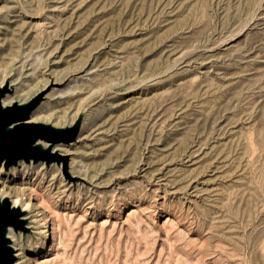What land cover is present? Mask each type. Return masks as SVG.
<instances>
[{
	"label": "rangeland",
	"instance_id": "1",
	"mask_svg": "<svg viewBox=\"0 0 264 264\" xmlns=\"http://www.w3.org/2000/svg\"><path fill=\"white\" fill-rule=\"evenodd\" d=\"M0 6L7 92L49 80L43 123L87 136L79 189L8 166L28 264H264V0Z\"/></svg>",
	"mask_w": 264,
	"mask_h": 264
},
{
	"label": "bare ground",
	"instance_id": "2",
	"mask_svg": "<svg viewBox=\"0 0 264 264\" xmlns=\"http://www.w3.org/2000/svg\"><path fill=\"white\" fill-rule=\"evenodd\" d=\"M15 3H14V7H15ZM2 18H3V15H2ZM17 40H20V39H17ZM20 45H19V47H20ZM9 52H11V50H8V52H6V53H9ZM16 56H17V54H16ZM6 57H7V55H6ZM15 58H17V57H15ZM8 63H9V61L7 62V64ZM17 65H20V64L18 63ZM6 74H8V72L5 71L0 76V87H3L4 85L7 84L6 83V78H7ZM48 82H49V80L46 83L43 82L44 84L42 85V88H40L39 90H35V91L32 90L30 93H28V96L26 97L25 101H23V102H19V101L17 102L16 101V102L17 103H26L29 100H31L32 98L37 97V95H39V93L42 91V89L47 86ZM21 88H22V86H21ZM8 89H10V87ZM25 94H27V91L24 93H21V92H19V89L15 87V88H13L12 92H5L3 94V96L1 97V100H0L1 104L4 106L10 105V104L15 102V100H14L15 97L19 98V96L25 95ZM35 105L36 106L31 111L30 116L27 119L23 120L24 122L32 123V121H33V122L43 123L42 120H45V122H46V120H48L49 114L48 115L45 114V111H46L45 109L47 108V103L45 101H42V102H39L38 104H35ZM52 125L57 126V122H55ZM83 131H84L83 127H80L78 132L75 135L76 138L73 141L65 143V144H50L49 142L38 141V143L41 145V147L43 149H48V150H50V152L58 153L61 156H67L68 157V160H69L68 165H69L70 169L68 170L67 175H65V176L61 172V169H59L61 167L60 164H61L62 160H60L59 163H56V161H51L49 163H45L44 161H37L36 165L34 166V169H36L35 171L39 175L40 178H43V179L46 178V179H48L46 181L51 180V181H53V183L57 182V184L61 186L62 191L65 193H66V191H68V190L70 191L73 188L79 189V186H80L79 182H77L76 184L73 183L72 177L80 176L82 174V168H81L82 165L79 162V160L77 159L76 150H77L78 146L81 145V143L84 142L86 137H87L85 135V133H83ZM101 137H102V135H101ZM97 138H98V136H97ZM19 162L21 163L24 161L19 160L17 162V164ZM29 162H32V161H29ZM3 168L7 169L8 167H4L3 163L0 162V200L2 198H7L9 200V202H11L13 207H16V208L19 207L20 212H21V214L19 215V218L26 221V223L24 225L26 228L27 227H30L32 229L39 228L40 226H39V218L38 217H39L40 212L38 213V211L40 208H38V205H36V203L31 204V202L28 199H26V196L24 195V192H23V190H26L28 188L30 189V186L28 185V183H26L28 181V179L21 180V183H20L21 185L20 186L18 185L17 187H14L7 182V179L10 176H11V179L14 180V179H16V176L18 173H25L26 168L22 164L17 166V167H9L7 170H4ZM22 178H25V177H22ZM44 228H45L44 226L40 227V231L38 230V232H36V234H40V236H42V235L46 236V234H45L46 230ZM6 235L9 238V245L12 248L13 255L15 258L12 264H28V259H27L28 257L26 256V251L24 248L25 247L24 246V239H23V236L20 234V232L15 231L12 227H8L6 230Z\"/></svg>",
	"mask_w": 264,
	"mask_h": 264
},
{
	"label": "water",
	"instance_id": "3",
	"mask_svg": "<svg viewBox=\"0 0 264 264\" xmlns=\"http://www.w3.org/2000/svg\"><path fill=\"white\" fill-rule=\"evenodd\" d=\"M7 84L0 87V100L3 94L9 91ZM41 95L32 98L26 103H17L4 106L0 101V162L4 167L16 165L19 160L29 161H63L65 164L67 156L43 149L38 141L50 144H65L76 138L77 124L57 128L51 124L41 122L27 123V119ZM21 214L19 207H13L7 198L0 200V264H12L14 255L9 238L6 235L8 227L15 231L24 230L25 221L19 218Z\"/></svg>",
	"mask_w": 264,
	"mask_h": 264
}]
</instances>
